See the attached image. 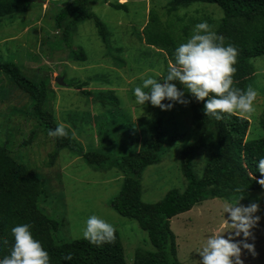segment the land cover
Returning <instances> with one entry per match:
<instances>
[{
    "label": "rangeland",
    "instance_id": "rangeland-1",
    "mask_svg": "<svg viewBox=\"0 0 264 264\" xmlns=\"http://www.w3.org/2000/svg\"><path fill=\"white\" fill-rule=\"evenodd\" d=\"M30 1L24 14L0 18V61L15 62L26 73L36 70L50 73L54 87L50 110L56 122L67 128L85 151H100L111 159L120 158L130 147L126 133L131 127L141 139L136 146L141 147L154 125L159 120L165 121L171 127L168 136L172 141L161 154V162L149 166L143 173L141 197L146 203H157L171 189L183 190L185 181L179 160L194 133L191 109L194 98L185 93L189 103L174 104L171 110L135 102L132 89L148 75L157 79L166 75L169 61L166 51L148 45L144 29L150 23L153 11L159 17L158 29L165 27L172 31L180 44L201 21H206L210 30L215 32L225 17L222 9L216 4L195 2L173 15H167L164 8L169 0H95L91 10L109 31L107 43L98 35L93 20L79 23L73 46L84 50L87 59L82 63L67 60V50L55 49L59 46L57 34L61 33L55 27L54 19L70 0ZM117 2L125 4V8L111 6ZM252 63L255 73L247 87L257 91L255 110L251 114L235 113L248 119L246 140L264 137V128L260 124V116L264 112V56L255 58ZM57 78H62L66 85L89 81L90 85L83 89L94 91L92 96L96 100L82 94L80 89L61 86L56 82ZM2 81L7 85L6 80ZM177 87H181L178 82ZM6 90L9 93L0 97V127L3 128L0 130V143L8 147L14 158L22 160L41 175L45 191L39 206L50 216L61 220V238L82 239L86 219L96 215L119 232L127 264H134L138 247L153 250L147 233L138 222L119 215L111 206L110 202L118 195L123 182L120 170L110 167L94 169L86 164L82 155L69 149L62 150L49 164L54 140L46 134L31 139V131L36 130L34 123L12 110L16 107L26 111L27 108L22 107L28 104L29 97L17 90L13 94L9 88ZM12 126L19 127V130L15 131ZM24 142L29 143L23 145ZM200 158L203 160L206 155L203 153ZM200 158L193 163L197 176L203 174ZM259 193H262L259 201L255 202L260 205L257 215L261 219L253 229L254 241H249L254 243L256 255H242L244 264H264V190L248 193V196L255 197ZM251 201L254 200L245 198L240 203ZM223 202L207 200L171 220L177 256L182 264H199L196 250L207 234L219 232L223 226Z\"/></svg>",
    "mask_w": 264,
    "mask_h": 264
},
{
    "label": "trees",
    "instance_id": "trees-1",
    "mask_svg": "<svg viewBox=\"0 0 264 264\" xmlns=\"http://www.w3.org/2000/svg\"><path fill=\"white\" fill-rule=\"evenodd\" d=\"M94 2L95 0H70L55 16V27L61 33L57 34L59 46L55 49L67 50V60L85 62L87 59L81 47L73 46L74 33L81 22L93 20L98 35L107 43L109 31L92 12L91 6ZM195 2L216 4L224 12L225 17L215 32L224 38L225 45L231 44L237 49L233 82L241 90L246 89L255 73L252 61L264 56V0H169L164 9L167 15H173ZM30 3V0H0V18L24 14ZM111 6L123 9L126 5L117 2ZM157 23L159 24V17L152 11L150 23L144 29L147 43L166 51L170 60L178 42L174 39L172 31L165 27L159 30ZM51 57L53 58V53ZM2 80H6L7 85H3ZM73 83L66 85L64 82L61 86L80 89L82 94L96 100V97L92 96L94 91L83 89L90 85L89 81ZM7 88L12 94L17 90L29 97L28 104L22 107L27 108L26 111L16 107L12 110L15 109V112L34 123L36 130L31 131V139L46 134L54 140L49 164L58 158L62 150L69 149L82 155L86 164L94 169L104 170L110 167L120 170L123 182L118 195L111 200V206L119 215L136 220L147 233L148 241L153 247V250L138 247L134 264H182L177 256L176 235L171 229L173 218L191 211L207 200H234L242 194L233 191L237 185L244 190L241 200L250 198L259 201L262 193L255 197L248 196V193L264 190L255 180V177L260 176L256 171L255 162L264 156V137L246 140L248 119L235 113L223 114L222 118L217 120L210 115L206 116L202 111L203 101L194 99L191 104L194 133L192 141L181 152L179 160L185 188L171 189L157 203H146L141 197L142 175L149 166L161 162V154L172 141L168 136L171 127L165 121L159 120L149 134L145 133V141L141 147L136 146L141 139L131 127L126 133L129 149L120 158L111 159L104 152L85 151L65 127V136L48 135L49 130H54L58 125L54 113L50 110L54 87L49 72L36 70L26 73L22 72L15 62L0 61V97L9 93ZM260 124L264 128V112L260 116ZM11 128L19 130L17 126ZM2 129L0 127V130ZM27 143L29 142H24L23 145ZM203 153L206 158L202 160L200 155ZM199 158L203 162L201 176H197L193 170V163ZM44 191L45 185L41 175L22 160L14 158L8 147L0 143V241H8L7 245H0V257L9 254L13 243L11 227L28 223L34 238L47 250L50 264H127L117 230H114L112 241L100 246L91 244L84 238L62 239L61 220L50 216L39 206ZM69 252L72 253L71 261H64L62 255Z\"/></svg>",
    "mask_w": 264,
    "mask_h": 264
},
{
    "label": "clouds",
    "instance_id": "clouds-1",
    "mask_svg": "<svg viewBox=\"0 0 264 264\" xmlns=\"http://www.w3.org/2000/svg\"><path fill=\"white\" fill-rule=\"evenodd\" d=\"M223 39L210 30L206 21L196 23L185 41L174 48L166 75L159 79L148 75L132 89L135 102L171 110L174 104L187 105L189 99L185 93H188L196 101H203L202 111L206 116L217 120L223 114H251L255 110L257 91L251 87L241 90L234 85L237 49L231 44L225 45ZM177 82L181 87H177ZM48 135L62 137L67 133L58 124ZM255 167L260 173L255 177L256 183L264 189V156L256 160ZM233 191L242 194L222 203L223 226L219 232L207 234L196 250L199 264H244L242 255H256L255 245L249 241L255 239L253 229L261 219L257 215L260 205L255 201L240 203L244 193L240 186ZM10 232L13 243L9 254L0 257V264H50L49 254L34 238L30 224H16ZM113 235V226L96 215H90L82 229L83 238L97 246L112 241ZM7 243L6 239L0 241V245ZM62 259L71 261L72 253L62 255Z\"/></svg>",
    "mask_w": 264,
    "mask_h": 264
},
{
    "label": "water",
    "instance_id": "water-1",
    "mask_svg": "<svg viewBox=\"0 0 264 264\" xmlns=\"http://www.w3.org/2000/svg\"><path fill=\"white\" fill-rule=\"evenodd\" d=\"M56 82H58L59 84H64V82H63V79H62V78H57V79H56Z\"/></svg>",
    "mask_w": 264,
    "mask_h": 264
}]
</instances>
